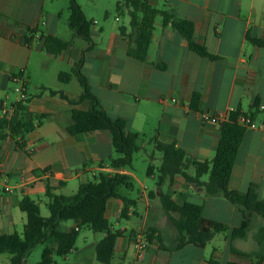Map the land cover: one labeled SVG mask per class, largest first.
Here are the masks:
<instances>
[{"label": "crops", "instance_id": "crops-1", "mask_svg": "<svg viewBox=\"0 0 264 264\" xmlns=\"http://www.w3.org/2000/svg\"><path fill=\"white\" fill-rule=\"evenodd\" d=\"M146 1L175 19L193 22L195 42L216 58L202 57L191 50L188 40L171 23L163 24L162 15L156 19L148 59L141 62L128 55L133 40L131 17L129 26L125 22L121 26L125 28L124 36L121 27H115L108 19L111 7L103 9L108 20L101 25L87 18L92 22V41L88 42L75 38L72 31H63V12L49 7L48 0H0V110L4 102L8 106L17 104L18 96L11 80L21 76L26 79L29 93L25 112L45 116L41 122H35L34 130L25 137L14 139L8 129L0 135V171L12 188V192L0 188V234L23 236L27 217L20 209V202L25 196L35 201L46 196L47 183L53 193L65 195L66 190L78 191L82 184L97 180L101 174L120 173L132 177L143 191L141 200H136L130 196L133 190H121L133 202L127 218L121 217L122 200H108L106 218L112 231L124 233L117 239L111 264H209L212 258L219 264H258L257 257L234 252V249L247 253L259 251V234H251V229L246 238L233 241L230 232L217 234L204 249L189 245L181 250H167L175 244L177 231L162 208L160 190L178 205L190 202L202 206L205 219L231 229L240 226L244 207L232 204L221 194L208 195L180 175L173 184L166 182L160 188L156 175H137L135 161L151 155L148 166L150 163L155 166L158 152L162 163L156 142L175 143L190 160L211 161L222 126L204 121L202 115L236 110L251 115L263 127L246 130L229 188L246 194L255 185L259 198L264 200V0ZM116 21L120 20L116 18ZM49 35L72 40L73 45L58 56L51 55L43 47ZM81 61L91 92L108 114L126 120V131L142 137L131 169L112 168L111 162L118 154L109 131L69 133L76 124L72 111H88L89 101L72 105L48 91L63 92L71 100L81 96L84 90L78 79L73 76L69 83H62L59 74L66 71L54 69L67 65L71 71ZM195 95L199 96V102L193 107ZM188 173L195 174L193 166ZM208 179L206 175L202 180ZM172 216L177 218L176 214ZM121 219L126 222L122 223ZM112 220L117 221L116 226ZM80 228L76 220L60 224L61 230L76 229L80 234L74 250L59 264H102L96 258V247L105 235ZM141 233L153 235L146 249L139 252L134 242ZM222 239L224 246L216 245ZM239 241H245V245ZM48 244L54 251L57 249L54 241ZM7 260L5 264H11V255Z\"/></svg>", "mask_w": 264, "mask_h": 264}, {"label": "trees", "instance_id": "trees-1", "mask_svg": "<svg viewBox=\"0 0 264 264\" xmlns=\"http://www.w3.org/2000/svg\"><path fill=\"white\" fill-rule=\"evenodd\" d=\"M118 4L120 12L123 5L130 9V27L132 29V42L128 49V55L141 62L148 59L149 48L152 43L156 19L163 16V24L169 23L188 40L191 50L202 57L215 59L205 47L198 45L194 40L195 26L193 22L173 18L166 12L151 6L146 0H123ZM69 27L75 38H82L88 42L92 41L91 27L89 21L78 4L77 0H70L69 6ZM120 32L125 36V28L121 27ZM73 45V41H65L56 36H46L44 39V50L54 56L60 55ZM82 63H78L70 72H61L59 80L62 83H69L75 76L84 92L75 100L69 99L63 92L48 90L51 95H60L72 105H78L89 101L91 107L88 111L73 110L72 115L76 124L69 129L72 135L98 131H109L112 135V142L118 157L113 159L111 166L114 169H131L134 156L140 151L139 142L141 136L137 133L126 131L127 122L124 119L112 118L102 106L99 99L91 92L88 80L82 72ZM161 67V66H160ZM163 68V67H162ZM199 96L195 95L192 106L196 107ZM239 111L232 113L230 120L222 126L221 138L215 155L211 161L198 162L190 160L186 152L175 143H155L156 149L162 154V163L159 167L152 163L147 168V175L157 176V186L162 188L166 182L173 184L176 176H183L186 181L197 188L204 189L208 195H223L232 204L244 207L243 219L239 227L231 229L228 225L205 219L203 207L185 202L183 205L176 204L169 195L160 190L159 199L165 213L173 223L177 238L175 244L167 250H181L186 246L193 245L204 249L217 234L229 233L230 239L246 238L256 216L264 219V200L257 194L258 187L252 185L248 193L241 194L229 188L232 171L246 128L237 123ZM45 116L31 115L25 112L24 104H19L14 116L10 119H0V135L8 129L14 139L25 137L35 128V122H41ZM188 161V162H187ZM190 166L195 169V174L188 173ZM208 175V181L202 179ZM133 178L116 173L113 175L101 174L95 181L82 184L76 194L71 196L58 195L52 192L47 183L46 197L47 207L50 216L45 218L41 215L40 205L29 196L23 197L20 202V209L26 214L27 223L23 236L15 233L12 235L0 234V255H11V264H26L32 250L38 245H45L41 261L37 264H59L55 257H67L75 248L80 230L73 229L64 231L60 229L62 222L76 220L80 222L81 228H89L94 233L104 234L105 237L97 244L96 258L102 264H111L117 239L123 236L121 231H112V225L106 218L107 203L111 198L124 202L122 218H127V211L133 203L128 195L121 193L122 189L127 192L134 190ZM154 197L156 192H152ZM172 214H176L177 218ZM80 228V229H81ZM155 231V230H154ZM153 234L149 233L151 240ZM56 243L54 251L48 242ZM260 246L259 251L253 253L241 252L234 249V252L241 256L258 258V264L264 261V227L261 228L257 238ZM209 264H219L216 258H212ZM228 264H243L230 262Z\"/></svg>", "mask_w": 264, "mask_h": 264}, {"label": "rangeland", "instance_id": "rangeland-1", "mask_svg": "<svg viewBox=\"0 0 264 264\" xmlns=\"http://www.w3.org/2000/svg\"><path fill=\"white\" fill-rule=\"evenodd\" d=\"M78 4L81 6V8L84 10V12L86 13V16L89 20H95L99 23V25H101V23L103 21H106L108 19H111L112 23L115 24V27H121L124 22L127 26H129V9L123 5V9L119 12L117 9L118 3L121 2V4H123V0H77ZM96 3H98L100 6H97ZM48 5L49 7H51L54 11L57 12H63V16L65 17V26L62 28L63 31L65 30V32L67 31V33L71 32V29L67 23V17H69V6H70V0H48ZM111 7V16L107 18H105V14H104V8H110ZM116 18H118L120 21L117 22ZM127 22V23H126ZM64 33V32H62ZM54 69H63L66 72H69L70 68H68L67 65H62L59 67H54ZM156 157L154 160V164L155 166H159L161 163V159H158V156L160 158V154L158 152H156ZM152 156H146L144 157V155L142 157H140L138 160L136 159L135 161V169H136V173L138 176L141 177H145L146 173H147V168H148V163L149 161H151ZM147 163V164H145ZM135 189L131 192L130 196L133 199L136 200H141V193L143 191V188L140 186V184L135 181ZM68 189L66 190L63 194L65 195H72L74 193L77 192V189L72 190ZM36 201H38V203L40 204V209H41V215L45 218L50 216V212L49 209L47 207V203H48V198L43 195L41 196L40 200L36 199ZM257 221L255 222V224L252 226L251 228V234L254 233H258L260 234V228L261 225L264 223V219L260 216L257 217ZM259 220V221H258ZM116 220H112V224L114 226H116ZM122 223H125L126 220L125 219H121ZM92 234H99V233H92ZM222 236V235H221ZM253 240L251 238H249V244H252ZM240 245H245V241H239ZM169 244V242H167ZM216 245L219 246H224V241L219 240L217 241ZM45 247V245H38L36 246L31 254L29 255V257L27 258V262L28 264H37L38 262L41 261L42 258V252H43V248ZM9 257L8 254H3L0 256V264H5L8 263L7 258ZM55 260L58 263H63L64 258L62 257H55Z\"/></svg>", "mask_w": 264, "mask_h": 264}, {"label": "built area", "instance_id": "built-area-1", "mask_svg": "<svg viewBox=\"0 0 264 264\" xmlns=\"http://www.w3.org/2000/svg\"><path fill=\"white\" fill-rule=\"evenodd\" d=\"M12 83L14 84L13 91L18 96L17 104L8 106L5 102L1 106L2 119H10L12 114L16 110L18 104H25L29 100V93L27 91L26 79L21 76H14L12 78ZM237 112L236 110H230L228 112L219 114H203L202 117L204 121L223 126L226 122L230 120L231 114ZM237 123L246 129H262V125H259L251 115L239 112L237 117ZM0 188L4 192H12V188L9 186L8 179L3 172L0 171ZM136 249L142 252L146 249L148 245V236L146 233H141L136 237L134 242Z\"/></svg>", "mask_w": 264, "mask_h": 264}]
</instances>
